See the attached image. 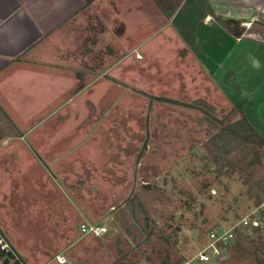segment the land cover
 Wrapping results in <instances>:
<instances>
[{"label": "rangeland", "instance_id": "rangeland-1", "mask_svg": "<svg viewBox=\"0 0 264 264\" xmlns=\"http://www.w3.org/2000/svg\"><path fill=\"white\" fill-rule=\"evenodd\" d=\"M132 1V10V3H121L120 17L128 25L134 48L113 4L107 6L102 1V9H95L104 25L102 30L101 25L97 28L102 31V50L101 55L96 50L95 64L88 63V68L92 66L93 75L102 76L110 86L102 100V132L74 157L86 156L88 160L96 149L93 163L101 164L104 175H71L63 182L90 216H98L115 233L134 235V243L119 242V253H68L72 263L66 259L67 263L184 264L202 250L214 253L219 244L212 245V231H227L250 216L260 226L251 222L247 227H236L235 238L218 246L224 260L214 257L210 264H264V219L261 221L256 205L259 197L264 201V146L257 151L238 139L232 140L224 130L244 115L264 135V8L243 11L231 4L224 12L231 17L226 18L218 9L216 16L214 9L199 0ZM139 6L144 9L141 14L137 12ZM203 10L232 39L222 51H209L208 31L197 27L192 32L201 45L190 57L183 48L188 46L187 38L182 41L185 37L176 30L177 22L188 16L201 19ZM174 11L177 24L169 21ZM218 16L224 22L228 20L227 25ZM116 35L119 42H110ZM138 53L143 57L139 59ZM207 57L215 60V65L203 64L208 62ZM117 61L112 71L110 67ZM153 97H166L183 105ZM193 104L197 105L189 107ZM75 147L78 150V145ZM249 161L254 164L246 169ZM90 163L86 162L88 166ZM109 171L111 175H107ZM111 187H118L120 192ZM76 199L71 202L76 204ZM99 201L112 203L114 208H99ZM33 211L36 217L31 214L28 218L24 213L18 221L23 226L12 227L14 244L26 253L28 261L53 254L50 242L55 237L54 224L58 223L53 221H64L65 226L58 228L62 231L72 230L74 212H79L71 210V225L67 226L68 221L60 216L64 211L50 206L48 224L38 209ZM57 256L51 257L54 264Z\"/></svg>", "mask_w": 264, "mask_h": 264}, {"label": "crops", "instance_id": "crops-1", "mask_svg": "<svg viewBox=\"0 0 264 264\" xmlns=\"http://www.w3.org/2000/svg\"><path fill=\"white\" fill-rule=\"evenodd\" d=\"M102 1L108 3L107 6L113 4V9L120 12L118 18H121L122 2L127 5L132 3L129 10L135 8L132 0H0V235L7 236L8 242L14 244L13 225L23 226L18 221L24 218V213L28 218H31V214L33 218L36 217L34 211L30 212L32 210L38 209L39 214L45 216V224L50 222V206L54 210L64 211L60 216L68 221L67 226L71 225V210H79L74 212L72 230L62 231L58 228L65 226L64 221H53L58 222L54 224L55 237L50 242V248H53L50 253L53 254L43 260L28 261L26 253L14 244L20 257L28 264H38L37 261L54 264L51 261L53 255L66 257L72 263L67 258L68 253H119V242L134 243V235L115 233L98 216H90L63 182L71 175L94 174L98 178L104 175L101 164L93 163L96 149L88 155V160L86 156L74 157L92 137L102 132V100L110 85L101 79L102 76L93 75L92 66L88 68V63L95 64L97 49L101 55V30L104 25L96 10L102 9ZM199 2L207 3L206 6L215 10L216 16V10H220V16L226 18L231 17L224 15L231 4L240 6L243 11H260L264 8V0ZM142 8L139 6L137 9L139 14L143 13ZM202 13L201 19L188 16L177 22L176 30L185 37L183 39L181 35L182 41L187 38L188 46L183 48L190 57L192 50L197 52L201 45L192 32L197 27L203 28L205 33L208 31L205 36L209 51L218 48H222V51L230 46L232 39L228 31L215 23L210 13L205 14L204 10ZM176 15L169 21L176 23L173 20L178 19ZM122 22L127 26L125 35L134 48L128 25L123 19ZM114 40L119 42L118 35L110 38V42ZM138 57L143 56L138 53ZM207 60L203 64L215 65L211 57H207ZM117 65L118 61L110 69L113 71ZM101 147H98L99 151ZM89 160L92 164L88 166L86 162ZM111 174L112 171L107 173ZM111 188L120 192L118 187ZM96 190L100 191L99 187ZM51 194L56 197L52 196L50 200ZM68 195L77 203L71 202ZM98 204L99 208L105 210L114 208V204L105 201L96 202ZM81 209L84 211L80 212ZM91 221L106 230L104 235H83L79 224H94ZM56 264L59 263L56 261Z\"/></svg>", "mask_w": 264, "mask_h": 264}, {"label": "built area", "instance_id": "built-area-1", "mask_svg": "<svg viewBox=\"0 0 264 264\" xmlns=\"http://www.w3.org/2000/svg\"><path fill=\"white\" fill-rule=\"evenodd\" d=\"M258 211H260L261 213L260 215L262 216L261 218V221H262V219H264V201L261 202V204L259 205ZM253 220L254 221L252 222V220L250 219V216H247L243 218L241 222L238 225H236V227H238L239 225L247 227L249 223L251 222L254 226H260L259 225L260 223L256 220V218ZM236 227H232L228 229L227 231H223V232L212 231L209 236V239L212 245L213 244H217V245L218 244L219 245L229 244V242L235 238V234H236L235 228ZM80 231L85 235H93L95 237H101L106 232V230L103 227L97 226L96 224L84 223V222L80 224ZM218 246H217V249H218ZM0 249L6 253L7 258L9 259L11 263L19 262V264H28L26 261H24L20 257V254L16 251V249L12 246V244L8 242L6 237L2 235H0ZM217 249L214 248V253H208L206 252V250H202L200 253H197L193 258H191L189 261H187L184 264H210L214 257L217 258L218 260L220 259L224 260V257L220 256V252ZM223 260H220V261H223ZM57 262L59 264H67V260L64 257H57Z\"/></svg>", "mask_w": 264, "mask_h": 264}, {"label": "trees", "instance_id": "trees-1", "mask_svg": "<svg viewBox=\"0 0 264 264\" xmlns=\"http://www.w3.org/2000/svg\"><path fill=\"white\" fill-rule=\"evenodd\" d=\"M175 11L171 14V16H169V19H171L174 15ZM220 21L223 22L224 26L227 25V21L226 20L225 22L221 19V17H217ZM231 21V20H229ZM221 22V23H222ZM153 100L154 99H157L158 101H163V102H167V103H172V104H179V105H183V103H180L179 101H176V100H171V99H167V98H164V97H153L152 98ZM205 104V103H203ZM197 105V104H196ZM195 105V106H196ZM194 104L193 105H189V107H195ZM207 106V105H206ZM188 107V106H187ZM208 107V106H207ZM209 108V107H208ZM203 110V108H202ZM204 111V110H203ZM225 132L228 133V135L231 136V139L232 140H236L238 139L240 143H244L246 146H251L253 148H256V150L258 151L259 148L263 147L264 146V135H260L254 128L253 126L249 123V121L247 120V118L243 115L241 120L234 123L233 125L229 126V127H226L225 129ZM222 135L219 133L217 134V137H221ZM231 162H230V166H231ZM253 161H249L248 163V166L246 167V169L253 165ZM249 193L252 194V186L249 187ZM261 192L263 191L260 187L259 189ZM258 190V191H259ZM261 199L259 197V199L256 201V205H260L261 204ZM0 261L3 262V264H19V262H14V263H11L9 261V259L7 258L6 256V253L4 251H2L0 249ZM162 264H168L167 261H163Z\"/></svg>", "mask_w": 264, "mask_h": 264}, {"label": "flooded vegetation", "instance_id": "flooded-vegetation-1", "mask_svg": "<svg viewBox=\"0 0 264 264\" xmlns=\"http://www.w3.org/2000/svg\"><path fill=\"white\" fill-rule=\"evenodd\" d=\"M241 30H243V29H241Z\"/></svg>", "mask_w": 264, "mask_h": 264}]
</instances>
